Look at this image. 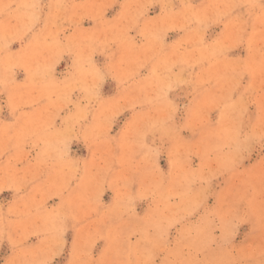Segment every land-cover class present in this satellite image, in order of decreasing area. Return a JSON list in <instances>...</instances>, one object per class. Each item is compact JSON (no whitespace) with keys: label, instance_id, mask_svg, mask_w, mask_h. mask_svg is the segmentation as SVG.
<instances>
[{"label":"clouds","instance_id":"9594fccd","mask_svg":"<svg viewBox=\"0 0 264 264\" xmlns=\"http://www.w3.org/2000/svg\"><path fill=\"white\" fill-rule=\"evenodd\" d=\"M0 264H264V0H0Z\"/></svg>","mask_w":264,"mask_h":264}]
</instances>
